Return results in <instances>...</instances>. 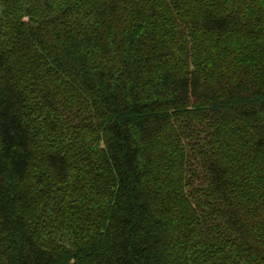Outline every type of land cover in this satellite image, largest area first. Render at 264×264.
I'll return each instance as SVG.
<instances>
[{
  "label": "trees",
  "instance_id": "1",
  "mask_svg": "<svg viewBox=\"0 0 264 264\" xmlns=\"http://www.w3.org/2000/svg\"><path fill=\"white\" fill-rule=\"evenodd\" d=\"M0 264H264V0H0Z\"/></svg>",
  "mask_w": 264,
  "mask_h": 264
}]
</instances>
